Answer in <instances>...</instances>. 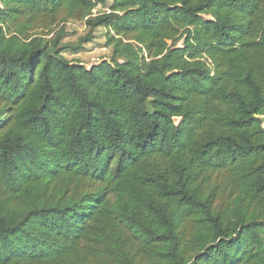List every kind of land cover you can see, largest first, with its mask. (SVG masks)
<instances>
[{"label":"trees","instance_id":"trees-1","mask_svg":"<svg viewBox=\"0 0 264 264\" xmlns=\"http://www.w3.org/2000/svg\"><path fill=\"white\" fill-rule=\"evenodd\" d=\"M107 1L0 0V264H264V0Z\"/></svg>","mask_w":264,"mask_h":264},{"label":"rangeland","instance_id":"rangeland-1","mask_svg":"<svg viewBox=\"0 0 264 264\" xmlns=\"http://www.w3.org/2000/svg\"><path fill=\"white\" fill-rule=\"evenodd\" d=\"M111 1L112 0H108L106 6L97 5L94 8L93 12H107ZM61 26H63L64 32L66 33V36L63 38V43L69 42L75 45L77 44L78 39L84 36L87 32V28L85 27L83 21L71 20L66 23H60L57 26H54L52 29L53 32L49 36H52L56 31L58 32ZM106 32L107 28L105 27L95 29L94 39L91 42L84 44L83 48L78 51H65L63 53L64 56L69 60L78 61L87 67H90L93 64L100 63L103 60H109L111 50L104 45Z\"/></svg>","mask_w":264,"mask_h":264}]
</instances>
